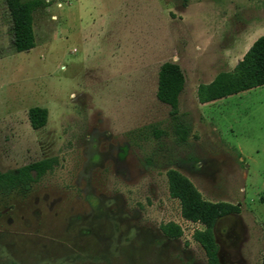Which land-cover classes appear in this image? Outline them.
Listing matches in <instances>:
<instances>
[{"label": "rangeland", "instance_id": "374dc122", "mask_svg": "<svg viewBox=\"0 0 264 264\" xmlns=\"http://www.w3.org/2000/svg\"><path fill=\"white\" fill-rule=\"evenodd\" d=\"M237 13L255 34L264 31V0H42L36 46L17 52L0 0V173L58 161L29 190L0 192V264H207L193 240L205 226L183 218L171 171L221 204L209 217L222 204L240 208L214 227L222 264L261 263L264 87L203 109L219 120L227 148L197 109L178 118L190 128L181 141L156 97L165 62L182 67L187 103L225 70L231 41L217 28H234ZM33 107L49 112L38 130ZM168 222L183 228L182 238L163 235Z\"/></svg>", "mask_w": 264, "mask_h": 264}, {"label": "trees", "instance_id": "16d2710c", "mask_svg": "<svg viewBox=\"0 0 264 264\" xmlns=\"http://www.w3.org/2000/svg\"><path fill=\"white\" fill-rule=\"evenodd\" d=\"M7 5L13 22L15 50L26 52L33 49L36 46L34 15L42 5V0H7ZM185 83L184 73L178 64L165 62L161 65L158 74L157 99L170 106V116L175 122L176 133L181 141H187L190 133L189 127L178 122L179 97ZM263 85L264 35L253 43L232 71L219 73L211 84L199 85L197 98L199 103L205 104ZM28 118L31 127L38 130L47 125L49 112L45 108L33 107L28 112ZM155 134L160 135L161 132H155ZM57 164L56 158H49L12 172L0 173V192L10 194L19 187L29 190L32 184L54 170ZM168 178L170 195L180 200L183 218L205 226L203 230L194 231L193 240L202 247L207 264H222L214 227L219 218L237 213L240 208L222 204L224 208L209 217V207L216 208L221 204L205 201L192 183L176 171L169 172ZM160 230L170 240L180 239L184 235L183 228L175 222L162 224ZM260 264H264V254Z\"/></svg>", "mask_w": 264, "mask_h": 264}, {"label": "crops", "instance_id": "0c3cea01", "mask_svg": "<svg viewBox=\"0 0 264 264\" xmlns=\"http://www.w3.org/2000/svg\"><path fill=\"white\" fill-rule=\"evenodd\" d=\"M207 14L208 15H206L207 18L205 21L208 25V28H210V26H212V20L209 18L210 13H207ZM234 24H236V26H234V28H233V26H229L227 23L222 22V25L219 26V28H217V33H219L221 35V38H223L224 41L226 39H229V41H231V43H230L231 45L229 47H224V50H222L221 55L223 57L222 58L223 60L221 61L220 66L224 67L225 70H222L219 73L232 71L235 68V66L238 64V62L240 60H242L243 56L249 50V48L253 45V43L259 37L264 35V31L262 33H256L255 34L254 31H252V26L250 27V25L244 24L243 20H242V15H240V13L236 14V23H234ZM237 57H239V58H237ZM199 68L202 69L200 66H199ZM181 69H182V67H181ZM205 70L206 69H204L202 71L203 72L202 75L209 74V73L205 74V72H206ZM182 71H183V69H182ZM202 72H201V70L197 71V73L199 75ZM183 73H184V71H183ZM219 73L216 72L212 76H208L209 81L207 83H202V84H211L215 80V78L218 76ZM184 76H185L186 83H185L184 90L179 97V108H178L179 116L186 117V114L189 111H191L192 109H197L199 111V113L201 114V117H202L204 123H206V124H208L214 128L220 142H221L222 138H221V136H219L220 135L219 131L221 129V125H220L219 120L216 122L214 119L207 118V116H205V114L203 113V111H204L203 109L213 107L215 105L223 103V101H228V99L230 97H233V96H239L241 98L242 95L245 93L254 92V91H257L258 88L264 87V85H263L260 87L252 88L250 90L241 92V93L236 94V95H232V96L223 98V99H219V100H215V101H212L209 103L201 104L198 102V98H196L197 89L199 87L198 86V87H195L193 92L190 94V96L188 98L189 103H187V102H185V99H184L185 98L184 95H185V92L187 89V78H186L185 73H184ZM157 89H158V85H157ZM156 94H157V90H156ZM156 97H157V95H156ZM170 111H171V108H169V112ZM224 120L226 121V119H224ZM221 143L225 146L224 141ZM233 152L235 153V151H233ZM236 155L238 156L240 162L245 163V160L243 159L242 153L240 152V150Z\"/></svg>", "mask_w": 264, "mask_h": 264}]
</instances>
